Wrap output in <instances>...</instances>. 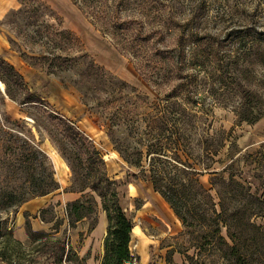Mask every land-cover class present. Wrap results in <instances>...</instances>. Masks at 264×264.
<instances>
[{"label": "rangeland", "instance_id": "rangeland-1", "mask_svg": "<svg viewBox=\"0 0 264 264\" xmlns=\"http://www.w3.org/2000/svg\"><path fill=\"white\" fill-rule=\"evenodd\" d=\"M117 6L127 27L114 37L73 0H0V188L15 186L31 198L33 188L59 186L45 209L17 204L0 211L1 219L26 247L32 248L28 219L36 230L66 237L73 260L101 264L107 219L99 199L92 218L68 225L63 189L85 198L92 192L74 190L91 176L68 136L70 124L94 141L119 182L135 223L130 246L136 257L126 264H183L179 248L189 235L181 234L182 221L135 165L142 142L156 133L147 122L173 115V108L198 125L187 132L201 141L205 162L221 169L219 160L233 161L232 169L247 176L248 193L228 187L226 203L229 213L248 206V215L228 217L222 232L234 243L232 232L245 256L235 264H264V0H125ZM91 60L104 77L95 76ZM12 137L19 152L28 150L25 141L37 149L29 160L6 153ZM54 149L70 166L67 185L59 181ZM202 181L209 185L210 174ZM241 220H247L243 226ZM5 239L1 233L0 246ZM220 261L216 254L205 264Z\"/></svg>", "mask_w": 264, "mask_h": 264}, {"label": "trees", "instance_id": "trees-1", "mask_svg": "<svg viewBox=\"0 0 264 264\" xmlns=\"http://www.w3.org/2000/svg\"><path fill=\"white\" fill-rule=\"evenodd\" d=\"M73 1L87 12L94 24H100L103 27L100 29L104 34L110 32L115 37L116 33H120L118 31L127 27L125 22H120L122 16L117 6L124 4L125 0ZM110 3L114 8L112 11H108ZM111 28L115 30H110ZM89 64L92 65L95 76L101 74V77H104L105 72L102 67L93 60ZM2 66L6 69L12 68L15 71V77H22L12 64L7 66L2 63ZM172 112L173 115L167 118L153 117L147 122L149 131H156V133L152 134L147 142H142L145 149L138 150L140 156L135 161V165L139 167L140 172L149 174L154 190L164 197L182 221L184 231L181 234L189 235L187 246L179 248L185 255L183 264H198L199 261L205 264L209 257L216 254L221 259L219 264H235L245 256L237 252L238 248L232 232L228 229V237L234 243H230L222 231L224 227H229L228 217L239 214L241 211L248 215V206L239 207L229 213L226 195L231 194L232 190L227 192L226 189L239 186L242 193H248V178L244 171L238 173L232 169L233 161L223 163L224 161L219 160L223 165L221 169L205 162L204 153L197 149L201 141H194L192 134L187 132L198 125L194 121L185 120L183 115L179 116L178 109L172 108ZM68 128L71 143L77 149L78 155L89 165L91 176L88 184L74 190L83 193L85 188L89 187L92 191L86 198V195L82 194L67 202L68 225L76 227L82 219L92 218L99 199L107 217L101 264L132 262L136 257L130 246L135 223L122 205L119 182L108 174L106 161L94 141L77 126L69 124ZM16 142L17 140L12 137L5 147L6 153L11 157L20 155L24 161L29 160L30 152L37 150L25 141L24 146L28 150L19 152L18 147L21 146ZM207 173L210 174L209 185L202 181V176ZM132 175L138 177L139 174L135 172ZM57 188H52L51 185L40 186L30 190L29 194H32L31 198H33L48 194ZM17 191L15 186L0 188V211H7L31 199L24 196L25 194H18ZM43 209L45 208H41ZM1 218L0 235L5 233L6 239L0 246V260L6 264H84V257L74 256L75 260H73V250L69 248L66 237L36 230L27 219L26 230L32 241V248H29L20 239L14 237L13 230L8 229L7 222ZM246 221L241 220L242 226ZM190 248H194L193 254L188 252ZM46 258L48 260H45Z\"/></svg>", "mask_w": 264, "mask_h": 264}, {"label": "crops", "instance_id": "crops-1", "mask_svg": "<svg viewBox=\"0 0 264 264\" xmlns=\"http://www.w3.org/2000/svg\"><path fill=\"white\" fill-rule=\"evenodd\" d=\"M49 152H50V155L52 156V159H53V162H54V166H55L56 170L58 171L60 183L62 185L69 184L71 182V180H70L71 169H70V166L68 165V162L64 159V157H62V155L59 153V151L57 149H54V151H52V152L49 151ZM76 193L77 192H73V191H65L64 189H63V192H62L63 195H67V197H69V200L77 198L78 194H76ZM51 199L52 198H50L49 193H48V194H45V195L35 196V197L25 201L24 203L25 204H31V203L40 204L39 208L41 209V208L46 207L47 203H50ZM17 213H18V215L20 214L19 212H17ZM102 217H103L102 219H107L106 213L103 214ZM22 222H23V220H21V224H22ZM133 237H134V235H133V232H132V238ZM18 239L22 240L23 237L20 236ZM101 256H102V254H101Z\"/></svg>", "mask_w": 264, "mask_h": 264}, {"label": "bare ground", "instance_id": "bare-ground-1", "mask_svg": "<svg viewBox=\"0 0 264 264\" xmlns=\"http://www.w3.org/2000/svg\"><path fill=\"white\" fill-rule=\"evenodd\" d=\"M0 85H1V86H4V84H3V82H2V81H0Z\"/></svg>", "mask_w": 264, "mask_h": 264}]
</instances>
